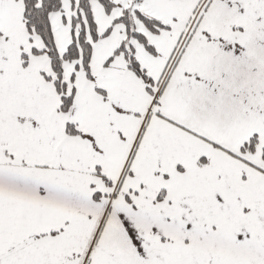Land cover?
<instances>
[{
  "label": "snow or ice",
  "instance_id": "6c2138e0",
  "mask_svg": "<svg viewBox=\"0 0 264 264\" xmlns=\"http://www.w3.org/2000/svg\"><path fill=\"white\" fill-rule=\"evenodd\" d=\"M0 264H264V0H0Z\"/></svg>",
  "mask_w": 264,
  "mask_h": 264
}]
</instances>
